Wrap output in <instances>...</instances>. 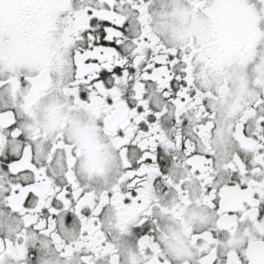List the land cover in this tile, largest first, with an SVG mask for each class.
<instances>
[{
	"label": "snow or ice",
	"instance_id": "obj_1",
	"mask_svg": "<svg viewBox=\"0 0 264 264\" xmlns=\"http://www.w3.org/2000/svg\"><path fill=\"white\" fill-rule=\"evenodd\" d=\"M0 264H264V0H0Z\"/></svg>",
	"mask_w": 264,
	"mask_h": 264
}]
</instances>
